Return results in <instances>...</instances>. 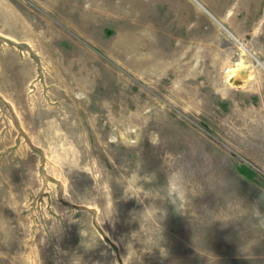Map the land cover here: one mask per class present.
<instances>
[{
    "label": "rangeland",
    "instance_id": "1",
    "mask_svg": "<svg viewBox=\"0 0 264 264\" xmlns=\"http://www.w3.org/2000/svg\"><path fill=\"white\" fill-rule=\"evenodd\" d=\"M0 264H264V0H0Z\"/></svg>",
    "mask_w": 264,
    "mask_h": 264
},
{
    "label": "bare ground",
    "instance_id": "2",
    "mask_svg": "<svg viewBox=\"0 0 264 264\" xmlns=\"http://www.w3.org/2000/svg\"><path fill=\"white\" fill-rule=\"evenodd\" d=\"M243 68H245V67H243L242 61H239L237 66H234V67L230 68L229 69V78H230V80L232 78H234L236 75H238L243 70Z\"/></svg>",
    "mask_w": 264,
    "mask_h": 264
},
{
    "label": "crops",
    "instance_id": "3",
    "mask_svg": "<svg viewBox=\"0 0 264 264\" xmlns=\"http://www.w3.org/2000/svg\"><path fill=\"white\" fill-rule=\"evenodd\" d=\"M214 17V16H213ZM215 18V17H214ZM217 21H220L219 19L215 18ZM221 22V21H220ZM222 23V22H221ZM220 24V23H219ZM223 24V23H222ZM221 25V24H220ZM224 25V24H223ZM222 26V25H221ZM225 28V27H224Z\"/></svg>",
    "mask_w": 264,
    "mask_h": 264
},
{
    "label": "water",
    "instance_id": "4",
    "mask_svg": "<svg viewBox=\"0 0 264 264\" xmlns=\"http://www.w3.org/2000/svg\"><path fill=\"white\" fill-rule=\"evenodd\" d=\"M223 27H225L220 21H218Z\"/></svg>",
    "mask_w": 264,
    "mask_h": 264
},
{
    "label": "trees",
    "instance_id": "5",
    "mask_svg": "<svg viewBox=\"0 0 264 264\" xmlns=\"http://www.w3.org/2000/svg\"><path fill=\"white\" fill-rule=\"evenodd\" d=\"M248 173V172H247ZM248 175H250L249 173H248Z\"/></svg>",
    "mask_w": 264,
    "mask_h": 264
},
{
    "label": "built area",
    "instance_id": "6",
    "mask_svg": "<svg viewBox=\"0 0 264 264\" xmlns=\"http://www.w3.org/2000/svg\"><path fill=\"white\" fill-rule=\"evenodd\" d=\"M227 71H228V69H227Z\"/></svg>",
    "mask_w": 264,
    "mask_h": 264
}]
</instances>
